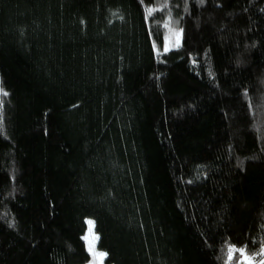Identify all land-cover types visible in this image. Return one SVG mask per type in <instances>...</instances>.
I'll return each mask as SVG.
<instances>
[{
    "label": "trees",
    "instance_id": "1",
    "mask_svg": "<svg viewBox=\"0 0 264 264\" xmlns=\"http://www.w3.org/2000/svg\"><path fill=\"white\" fill-rule=\"evenodd\" d=\"M86 219L106 264L264 261V0H0V264Z\"/></svg>",
    "mask_w": 264,
    "mask_h": 264
},
{
    "label": "rangeland",
    "instance_id": "2",
    "mask_svg": "<svg viewBox=\"0 0 264 264\" xmlns=\"http://www.w3.org/2000/svg\"><path fill=\"white\" fill-rule=\"evenodd\" d=\"M178 42H179V31L172 30L169 33V36L167 37V40H166L164 47H165V49L171 48V47L175 46L176 44H178ZM85 223H86V231H85V234L83 236V239L85 241L87 252L90 255V259L83 264H106L105 263V253L97 248V235L94 231L93 220L92 219H86ZM86 237H87V240L85 239ZM90 242L94 247L95 255H94L93 251L89 250V243ZM101 253L104 254L102 260H101V257L99 256V254H101Z\"/></svg>",
    "mask_w": 264,
    "mask_h": 264
},
{
    "label": "snow or ice",
    "instance_id": "3",
    "mask_svg": "<svg viewBox=\"0 0 264 264\" xmlns=\"http://www.w3.org/2000/svg\"><path fill=\"white\" fill-rule=\"evenodd\" d=\"M85 239L87 240V237ZM89 250L94 252V247L91 244V242L89 243ZM234 252H239L240 257H241L240 264H252V258L246 255L245 250L243 248L235 249V248L230 247L228 251L229 261L232 260ZM259 254L264 255V249H262ZM94 255H95V252H94ZM103 255H104L103 253L99 254V256L101 257V260L103 258ZM261 264H264V261H261Z\"/></svg>",
    "mask_w": 264,
    "mask_h": 264
}]
</instances>
